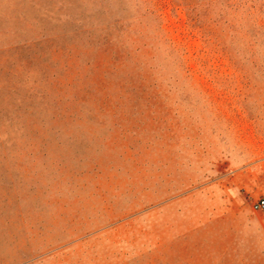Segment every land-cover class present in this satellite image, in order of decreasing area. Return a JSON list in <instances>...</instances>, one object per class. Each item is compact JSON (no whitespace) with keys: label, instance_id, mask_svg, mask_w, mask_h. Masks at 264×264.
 <instances>
[{"label":"rangeland","instance_id":"rangeland-1","mask_svg":"<svg viewBox=\"0 0 264 264\" xmlns=\"http://www.w3.org/2000/svg\"><path fill=\"white\" fill-rule=\"evenodd\" d=\"M261 195L264 0H0V264H264Z\"/></svg>","mask_w":264,"mask_h":264},{"label":"built area","instance_id":"built-area-1","mask_svg":"<svg viewBox=\"0 0 264 264\" xmlns=\"http://www.w3.org/2000/svg\"><path fill=\"white\" fill-rule=\"evenodd\" d=\"M251 210L254 213H260L264 215V195H261L258 197L252 204H251Z\"/></svg>","mask_w":264,"mask_h":264},{"label":"trees","instance_id":"trees-1","mask_svg":"<svg viewBox=\"0 0 264 264\" xmlns=\"http://www.w3.org/2000/svg\"><path fill=\"white\" fill-rule=\"evenodd\" d=\"M120 25L121 26V23L118 19H115L112 21L111 25H107V27H110V26H113V27H116ZM105 36V35H104ZM103 36V37H104ZM102 37L98 39V42H97V45L96 46H103V47H108L111 43H110V38L108 36H105L104 38Z\"/></svg>","mask_w":264,"mask_h":264}]
</instances>
